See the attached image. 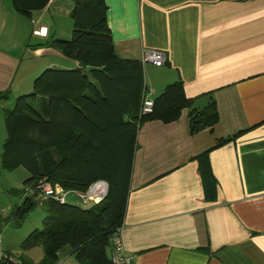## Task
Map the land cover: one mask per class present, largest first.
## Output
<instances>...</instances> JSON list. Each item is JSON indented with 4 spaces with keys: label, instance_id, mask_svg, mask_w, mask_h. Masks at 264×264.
Returning <instances> with one entry per match:
<instances>
[{
    "label": "crops",
    "instance_id": "1",
    "mask_svg": "<svg viewBox=\"0 0 264 264\" xmlns=\"http://www.w3.org/2000/svg\"><path fill=\"white\" fill-rule=\"evenodd\" d=\"M106 2L115 50L142 62L150 96L155 99L169 83L182 80L192 99L179 119L148 120L138 132L121 230L132 264H264V0ZM11 6L0 0V28L4 15L17 17ZM42 20L33 33L42 28L43 35L34 34L47 37L50 29ZM146 49L164 51L166 62H144ZM22 60L0 46V92H19ZM212 100L218 123L191 134L189 112ZM4 124L7 137L5 114ZM235 135L212 148L218 139ZM209 148L217 180L214 199L206 197L196 159ZM12 188L17 187L0 178V248L38 262L45 252L42 245L22 248L33 227L24 226L26 220L17 226L7 219L23 200ZM42 221L41 216L33 226ZM56 264L80 263L67 246Z\"/></svg>",
    "mask_w": 264,
    "mask_h": 264
},
{
    "label": "trees",
    "instance_id": "2",
    "mask_svg": "<svg viewBox=\"0 0 264 264\" xmlns=\"http://www.w3.org/2000/svg\"><path fill=\"white\" fill-rule=\"evenodd\" d=\"M11 1L18 13L31 18L50 0ZM107 10L106 0H74L71 39L52 36L39 45L52 46L76 63L45 69L35 78L33 90L18 95L14 107L4 111L7 137L2 167L9 171L24 167L29 172L23 188L10 190L23 200L7 219L20 226L37 205L46 213L42 227L22 241L23 249L42 245L44 255L38 262L21 259L24 264H56L59 251L67 246L80 264H114L111 238L124 223L138 132L148 120L175 121L192 105L179 80L154 99L152 112L141 114L146 90L143 65L117 54ZM9 97L10 90L0 92V100ZM218 121L212 100L189 112L190 133L213 128ZM236 136L220 138L212 148ZM212 148L196 156L208 199L217 194L209 159ZM42 178L69 191L85 193L100 180L109 189L86 208L40 198L38 190L25 194L26 186H35Z\"/></svg>",
    "mask_w": 264,
    "mask_h": 264
},
{
    "label": "rangeland",
    "instance_id": "3",
    "mask_svg": "<svg viewBox=\"0 0 264 264\" xmlns=\"http://www.w3.org/2000/svg\"><path fill=\"white\" fill-rule=\"evenodd\" d=\"M9 1L10 5H12V1ZM73 5L74 0H56V2L53 3L49 9L46 7V5L42 9L35 10V12L32 13L31 18L18 12H15L17 19L11 15L12 13L9 15H4V25L0 28V46L18 53L23 60L20 71L16 78V82L20 84L19 92L15 90L11 92L9 100L1 103L3 109L13 108L17 95L31 92L33 90L35 78L45 69L50 67L68 68L72 67L76 63L72 59L64 56L59 50L52 46L39 45L42 41H46L52 36L67 40L71 39L73 34V20L70 16V13ZM42 17L43 23H45L50 29V34L48 37H39L33 34V29L39 27V19ZM1 116V131L3 130V134L5 135L2 138V145L6 138L3 110L1 111ZM0 170V178L2 183L6 186H16L17 188L21 189L24 187V180L29 177V172L24 167H19L14 171L3 169L1 167V160ZM56 184L65 189L60 183H55L53 185ZM92 186L90 188H92ZM90 188L88 189L87 193L89 192ZM67 200L70 203L82 206L84 208L93 204V201H89L87 203L83 202L79 196L74 195L73 193H69ZM45 214L44 208L41 205H37L36 208L32 210L27 216L24 226L33 227L32 229H35L36 226H33V224L36 221L38 222L41 216L43 220ZM41 227L42 222H39L37 228Z\"/></svg>",
    "mask_w": 264,
    "mask_h": 264
},
{
    "label": "built area",
    "instance_id": "4",
    "mask_svg": "<svg viewBox=\"0 0 264 264\" xmlns=\"http://www.w3.org/2000/svg\"><path fill=\"white\" fill-rule=\"evenodd\" d=\"M35 33L43 35L44 32L42 28L37 30ZM167 56L166 53L159 49H146L143 56L144 62H151L155 65L161 66L166 62ZM154 107V99L150 96V92L147 90L144 91V96L141 105V114H146L152 112ZM38 190L40 192V197L47 198L53 197L58 200L60 203L67 202V195L69 193H73L74 195L79 196L83 202L87 203L89 201H98L94 198V196L101 195L102 199L106 192V188L104 184H97L91 191L88 193H82L77 191H66L60 185H53L45 178L39 180V182L35 186H26L25 194H33ZM122 227L115 232L111 238L112 242V254L111 258L114 264H132V256H130L125 249L124 242L121 235ZM2 241L0 234V243ZM8 262L9 264H24L23 261L15 257L0 248V263Z\"/></svg>",
    "mask_w": 264,
    "mask_h": 264
},
{
    "label": "water",
    "instance_id": "5",
    "mask_svg": "<svg viewBox=\"0 0 264 264\" xmlns=\"http://www.w3.org/2000/svg\"><path fill=\"white\" fill-rule=\"evenodd\" d=\"M99 183H102V184H104V186H105V188H106V192H105V194H104V196L107 194V190H108V183L106 182V181H103V180H101V181H97L93 186H92V188H90V190L89 191H91V189H93L97 184H99Z\"/></svg>",
    "mask_w": 264,
    "mask_h": 264
},
{
    "label": "bare ground",
    "instance_id": "6",
    "mask_svg": "<svg viewBox=\"0 0 264 264\" xmlns=\"http://www.w3.org/2000/svg\"><path fill=\"white\" fill-rule=\"evenodd\" d=\"M94 198H95L96 200H100V198H101V195L94 196Z\"/></svg>",
    "mask_w": 264,
    "mask_h": 264
}]
</instances>
